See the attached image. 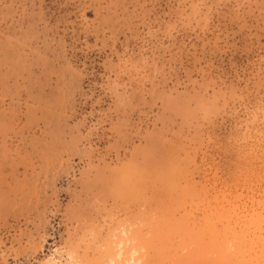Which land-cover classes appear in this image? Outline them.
<instances>
[{
	"label": "rangeland",
	"instance_id": "1",
	"mask_svg": "<svg viewBox=\"0 0 264 264\" xmlns=\"http://www.w3.org/2000/svg\"><path fill=\"white\" fill-rule=\"evenodd\" d=\"M132 255L264 264V0H0V264Z\"/></svg>",
	"mask_w": 264,
	"mask_h": 264
},
{
	"label": "bare ground",
	"instance_id": "2",
	"mask_svg": "<svg viewBox=\"0 0 264 264\" xmlns=\"http://www.w3.org/2000/svg\"><path fill=\"white\" fill-rule=\"evenodd\" d=\"M234 217L236 218V220H235V222L233 224V227L230 229L231 230V234H232V241L230 242V244H231L230 251H231V258L237 263V207L234 210ZM118 256H119V254H118ZM141 261H142V259L140 258V262ZM130 262H131V264H138L137 260L134 259V256L131 258Z\"/></svg>",
	"mask_w": 264,
	"mask_h": 264
}]
</instances>
